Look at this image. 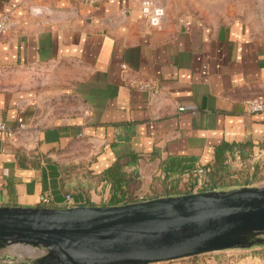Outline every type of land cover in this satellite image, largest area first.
<instances>
[{"label":"crops","instance_id":"1","mask_svg":"<svg viewBox=\"0 0 264 264\" xmlns=\"http://www.w3.org/2000/svg\"><path fill=\"white\" fill-rule=\"evenodd\" d=\"M140 1L0 0L19 22L0 35V119L14 131L0 133V206L61 208L68 191L73 206H102L109 183L81 191L76 178L116 162L144 200L191 193L185 169L211 165L226 146L229 166L234 152L264 149V114L244 104L264 96V33L230 15L228 0H153L159 28ZM245 250L243 264H264V245Z\"/></svg>","mask_w":264,"mask_h":264},{"label":"water","instance_id":"2","mask_svg":"<svg viewBox=\"0 0 264 264\" xmlns=\"http://www.w3.org/2000/svg\"><path fill=\"white\" fill-rule=\"evenodd\" d=\"M261 245L264 185L121 205L0 206V264H153ZM19 247L33 253L12 252Z\"/></svg>","mask_w":264,"mask_h":264},{"label":"built area","instance_id":"3","mask_svg":"<svg viewBox=\"0 0 264 264\" xmlns=\"http://www.w3.org/2000/svg\"><path fill=\"white\" fill-rule=\"evenodd\" d=\"M139 10L141 14L145 17L148 25L153 28H159L162 23V18L164 16V8L155 3L153 0H141L139 5ZM30 14L38 16L45 12L44 9L39 7H34L29 10ZM45 23H48V20H45ZM36 25H40L41 21H36ZM19 22L15 20L9 13L0 14V35L5 33L13 32L17 29ZM128 86L143 90L149 91L151 93L157 94L160 92V87L158 83L151 79H132L128 82ZM245 111L248 114H264V96L257 95L250 98H247L244 101ZM179 110H184V107H179ZM19 128H24L23 124L19 125ZM0 133H4L8 136H11L14 131L9 129L6 124L0 119ZM264 153V149L257 148L253 151L248 159L249 169L253 170L254 165L258 164L261 161V156ZM229 161H231L230 166L236 167L237 169H242L247 163L241 158L238 152H234L229 156ZM210 171V167L195 165L194 167L185 169L181 172L180 176L185 181H192V184L189 188L191 193H197L205 190H210L208 186L207 174ZM144 195H137V201L144 200ZM43 204H48L50 202L49 197H41L40 200ZM73 200L70 194L65 195V207H72Z\"/></svg>","mask_w":264,"mask_h":264},{"label":"trees","instance_id":"4","mask_svg":"<svg viewBox=\"0 0 264 264\" xmlns=\"http://www.w3.org/2000/svg\"><path fill=\"white\" fill-rule=\"evenodd\" d=\"M231 147L226 146L225 148H221L216 152L215 161L210 167V171L207 174L208 178V186L212 189L222 188V187H230V186H240V185H251V181L256 179L258 173V164L254 165V169H249L248 159L250 158L251 152L241 151V158L247 163L242 170L234 173L229 168V165L226 163V159L221 157V155L225 152V150H230ZM69 172H72L71 169H67ZM74 173V172H73ZM83 178H87L89 182L82 183L79 182L78 178H76L75 187L84 191L86 186L90 184L96 185V183L100 180H106L110 185L109 196L106 200H104V205H121L126 203H131L137 201V195L134 194L135 189L137 188V180L135 177H131L122 171L121 166L116 162L110 168L106 169L102 172L99 177H95V175L86 173V176ZM102 178V179H100ZM236 178V179H234ZM242 179V183L236 185H227L228 181H237L240 182L239 179ZM94 181V182H92ZM72 191H68L66 194L72 195Z\"/></svg>","mask_w":264,"mask_h":264},{"label":"rangeland","instance_id":"5","mask_svg":"<svg viewBox=\"0 0 264 264\" xmlns=\"http://www.w3.org/2000/svg\"><path fill=\"white\" fill-rule=\"evenodd\" d=\"M228 5L227 11L230 15L245 16L250 21L254 30L264 33V0H228ZM229 168L234 171V173L238 172L236 169L234 170L236 167L229 166ZM74 170L77 169H71L72 172H74ZM257 176L258 177L256 179L251 181V185H264V164L258 168ZM239 180L240 182L230 180L227 182V185L229 186L242 183V179L240 178ZM25 251L28 252L29 250L21 248H15L12 250L14 253H25ZM252 252L253 251H251V253ZM29 256L32 255L30 254ZM245 256H249V251L246 252L245 249H227L201 253L195 256L183 257L153 264H243L245 263V260L243 259Z\"/></svg>","mask_w":264,"mask_h":264},{"label":"bare ground","instance_id":"6","mask_svg":"<svg viewBox=\"0 0 264 264\" xmlns=\"http://www.w3.org/2000/svg\"><path fill=\"white\" fill-rule=\"evenodd\" d=\"M19 248H21V249H28V250L30 251L31 254L33 253V250L30 249V248H28V247H19ZM14 249H15V248H14ZM17 249H18V248H17ZM29 251H28V252L25 251V253H20V252H18V253H15V254L22 256V255H24V254H28ZM13 253H14V252H13Z\"/></svg>","mask_w":264,"mask_h":264}]
</instances>
